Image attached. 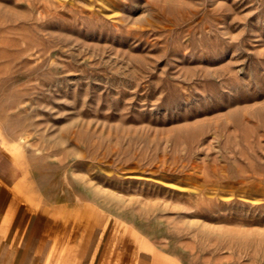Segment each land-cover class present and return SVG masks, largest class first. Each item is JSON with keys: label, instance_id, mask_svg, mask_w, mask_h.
<instances>
[{"label": "rangeland", "instance_id": "1", "mask_svg": "<svg viewBox=\"0 0 264 264\" xmlns=\"http://www.w3.org/2000/svg\"><path fill=\"white\" fill-rule=\"evenodd\" d=\"M0 153L68 255L264 264V0H0Z\"/></svg>", "mask_w": 264, "mask_h": 264}, {"label": "crops", "instance_id": "2", "mask_svg": "<svg viewBox=\"0 0 264 264\" xmlns=\"http://www.w3.org/2000/svg\"><path fill=\"white\" fill-rule=\"evenodd\" d=\"M15 183L0 153V264H41L40 259L42 264H99L95 256L91 261L84 257L87 249L81 250L82 256H71L64 246L51 245L47 238L54 230L49 211L16 192Z\"/></svg>", "mask_w": 264, "mask_h": 264}, {"label": "bare ground", "instance_id": "3", "mask_svg": "<svg viewBox=\"0 0 264 264\" xmlns=\"http://www.w3.org/2000/svg\"><path fill=\"white\" fill-rule=\"evenodd\" d=\"M66 247V246H65ZM95 247V246H94ZM72 248V247H71ZM72 250V249H71ZM81 250L83 251V247L81 248ZM93 251V250H92ZM69 254H72V253H69ZM91 257V256H90ZM68 264H70V263H68Z\"/></svg>", "mask_w": 264, "mask_h": 264}]
</instances>
